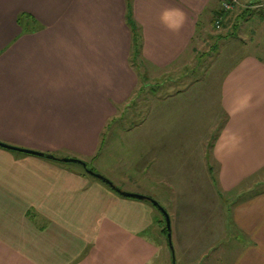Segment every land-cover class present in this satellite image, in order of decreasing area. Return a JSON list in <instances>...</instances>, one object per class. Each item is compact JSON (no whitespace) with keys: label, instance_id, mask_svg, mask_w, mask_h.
I'll return each mask as SVG.
<instances>
[{"label":"crops","instance_id":"1","mask_svg":"<svg viewBox=\"0 0 264 264\" xmlns=\"http://www.w3.org/2000/svg\"><path fill=\"white\" fill-rule=\"evenodd\" d=\"M221 1L0 0V141L55 156L61 149L91 156L99 125L118 118L112 100L125 110L151 90L159 103L199 102L200 83L167 84L176 75L173 65L195 52L196 36ZM22 14L30 17L25 30ZM237 59L217 88L225 121L212 158L223 193L264 167V58ZM175 193L172 242L188 254L193 218L213 214L195 206L211 201ZM214 200L221 218L198 233L213 237L209 246L221 241L220 264H264V193L233 206L219 194ZM144 202L119 195L84 167L0 147V264H152L163 251V230L155 229L158 244L147 237L161 221Z\"/></svg>","mask_w":264,"mask_h":264},{"label":"rangeland","instance_id":"2","mask_svg":"<svg viewBox=\"0 0 264 264\" xmlns=\"http://www.w3.org/2000/svg\"><path fill=\"white\" fill-rule=\"evenodd\" d=\"M246 10L249 12L245 13ZM261 11H264V0H240L227 13L224 25L220 28L214 26L212 21H207L206 27L195 38V52L189 53L173 65L178 68L172 71L177 76L170 79L172 81L167 85L200 83L202 92H194L200 97L199 102L194 98L190 101L182 98L180 102L159 103L151 90L143 92L140 98L137 96L125 110L120 106L124 102L112 100L114 114L118 118L99 125L96 133L100 138L97 152L91 156H81L70 149H61L56 153L59 159L84 161L89 170L95 169L122 191L154 199L169 216L171 207L176 205L175 200L178 199L175 192L179 191L185 197L199 195L211 201L195 206L205 209V214L211 208L213 214L211 220L208 215L199 212L193 218L195 230L194 235L189 233V242L193 243L189 245L188 254L183 253L173 242L172 251L168 246L167 236L163 233L160 235L163 251L156 255L152 264H220L218 258L221 241L214 248L209 246L213 241L211 235L200 230L198 233L200 226L206 222H211L212 227L221 218L218 212L213 211V208L217 209L221 205L214 199L219 194L222 203L226 201L233 206V201L237 203L264 190L263 167L236 189L223 193L217 179L218 167L212 158L214 140L225 121L224 113L217 107L219 80L240 56L255 55L264 58V16H259ZM192 71H196L195 75ZM50 161L55 165L83 169L82 165L76 163ZM193 174L194 186L191 182ZM207 174L210 175L209 184ZM242 192L244 195L237 198ZM143 201L154 210L157 221H161L159 224L153 223L155 226L152 225L147 233V237L158 244L156 231L160 226L161 230H167L165 217L149 201ZM166 233L168 235V230ZM227 240L229 237L225 241ZM182 244L184 245L183 241Z\"/></svg>","mask_w":264,"mask_h":264},{"label":"water","instance_id":"3","mask_svg":"<svg viewBox=\"0 0 264 264\" xmlns=\"http://www.w3.org/2000/svg\"><path fill=\"white\" fill-rule=\"evenodd\" d=\"M0 147L8 149V150H13V151H18V152H22V153H26V154H30V155H35V156H39V157H43L46 159H50V160H55V161H63L66 163H76V164H80L82 165L86 172L88 174H90L91 176L103 181L104 183H106L107 185H109L110 187H112V189H114L119 195L126 197V198H133V199H137V200H146L149 201L150 203H152L156 208H158L164 215L165 220H166V224H167V230H168V242L170 245L171 250L173 251V247H172V234H171V218L168 214V212L160 205L159 202L155 201L152 198H149L147 196L141 195V194H134V193H129V192H125L120 190L119 188H117L109 179H107L106 177H104L103 175L96 173L92 170H89L87 168V164L79 159H59L58 157L52 155V154H47V153H42V152H38V151H34V150H28V149H24V148H17V147H13L10 146L8 144L2 143L0 142Z\"/></svg>","mask_w":264,"mask_h":264},{"label":"trees","instance_id":"4","mask_svg":"<svg viewBox=\"0 0 264 264\" xmlns=\"http://www.w3.org/2000/svg\"><path fill=\"white\" fill-rule=\"evenodd\" d=\"M222 4V3H221ZM262 8V7H261ZM232 11V10H231ZM230 11V12H231ZM249 12V10H246L245 13ZM227 13H229V11H224L222 8H220L217 13L215 14V17L213 18L212 20V24H214L215 26V20L217 17H222L223 20H222V24L221 25H224V20L226 18V15ZM259 16H264V11H261L259 12ZM29 16L28 15H25V14H22L19 18V24L20 26H22V28H24V30L27 28V20H29ZM132 31H133V34H134V44H133V52H134V55H136L138 57V55L140 54V51H141V44H140V37H139V32L137 31V27L135 26V23L132 22ZM55 156V155H54ZM92 170V169H90ZM93 171V170H92ZM87 173V172H86ZM103 182V181H102ZM104 183V182H103ZM106 184V183H105ZM107 185V184H106ZM109 186V185H108ZM110 187V186H109ZM112 189V187H110ZM114 192H116L114 189H112ZM117 193V192H116ZM260 193H264V190L261 191V192H257V193H254L252 195H257V194H260ZM167 230L166 228L163 229V233L167 236Z\"/></svg>","mask_w":264,"mask_h":264},{"label":"built area","instance_id":"5","mask_svg":"<svg viewBox=\"0 0 264 264\" xmlns=\"http://www.w3.org/2000/svg\"><path fill=\"white\" fill-rule=\"evenodd\" d=\"M239 1L240 0H222L221 8L224 11H231L236 7V5L239 3ZM221 24H222V17H217L215 20V26L217 28H220Z\"/></svg>","mask_w":264,"mask_h":264}]
</instances>
